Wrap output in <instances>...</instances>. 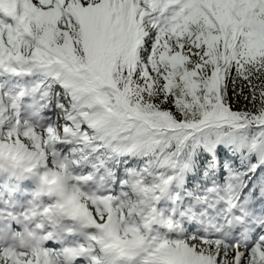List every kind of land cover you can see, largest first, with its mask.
<instances>
[{
  "label": "snow or ice",
  "instance_id": "obj_1",
  "mask_svg": "<svg viewBox=\"0 0 264 264\" xmlns=\"http://www.w3.org/2000/svg\"><path fill=\"white\" fill-rule=\"evenodd\" d=\"M0 173L39 264H264V0H0Z\"/></svg>",
  "mask_w": 264,
  "mask_h": 264
},
{
  "label": "bare ground",
  "instance_id": "obj_2",
  "mask_svg": "<svg viewBox=\"0 0 264 264\" xmlns=\"http://www.w3.org/2000/svg\"><path fill=\"white\" fill-rule=\"evenodd\" d=\"M35 191V186H34V188L33 189H31V190H27V192L29 193V195L28 196H30L33 192ZM36 191L37 192H40V190H39V188H38V186H37V184H36ZM32 201H39V199H37V198H34V199H32ZM43 201V200H42ZM77 263V262H76Z\"/></svg>",
  "mask_w": 264,
  "mask_h": 264
}]
</instances>
